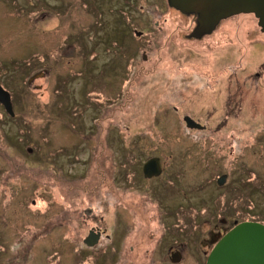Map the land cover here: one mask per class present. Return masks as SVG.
Instances as JSON below:
<instances>
[{"label": "rangeland", "instance_id": "374dc122", "mask_svg": "<svg viewBox=\"0 0 264 264\" xmlns=\"http://www.w3.org/2000/svg\"><path fill=\"white\" fill-rule=\"evenodd\" d=\"M193 27L166 0H0V264H206L264 225V36L252 14ZM33 54L49 71L26 86Z\"/></svg>", "mask_w": 264, "mask_h": 264}, {"label": "water", "instance_id": "95a60500", "mask_svg": "<svg viewBox=\"0 0 264 264\" xmlns=\"http://www.w3.org/2000/svg\"><path fill=\"white\" fill-rule=\"evenodd\" d=\"M170 8L184 15H194L198 27L191 36L203 35L211 31L222 19L239 14H252L258 20V26L264 32V0H166ZM137 35H139L137 33ZM0 102L11 110L9 94L0 87ZM188 128L199 127L189 117L184 118ZM143 173L149 177L158 175V159L148 160ZM226 180L221 176L217 180L219 186ZM98 235L84 240L87 247L98 243ZM181 253H172L170 262L181 261ZM206 264H264V225L258 222H241L227 231L213 246L207 256Z\"/></svg>", "mask_w": 264, "mask_h": 264}, {"label": "flooded vegetation", "instance_id": "af4514ba", "mask_svg": "<svg viewBox=\"0 0 264 264\" xmlns=\"http://www.w3.org/2000/svg\"><path fill=\"white\" fill-rule=\"evenodd\" d=\"M12 6L15 7V4L13 3ZM170 9H173V8H170ZM179 14H180V16H192V24H193L194 27L192 29V32L190 34L186 35V38L189 39V40L196 41V42L202 41L204 38H211L213 40L214 36L216 35L217 28L220 26V24L222 22H225V21H227V20H229L231 18H234L235 16H238V15H235V16H231V17H228L226 19L220 20L218 23H216V25L214 26V28L211 29V31L207 32L206 34H203V35L200 34V35H197V36H191L192 33H194V31L198 27L197 18L194 15H184V14H181L180 12H179ZM239 15H241V14H239ZM34 25H36V19H34ZM155 25H157V24H155ZM257 26H258V20H257ZM259 29H260V32L262 33V35L264 36V32H262V30H261L260 27H259ZM137 33H139V32L138 31H134L135 36H138ZM66 46H73V45L72 44H67ZM142 59L146 60V56L145 55H142ZM33 60H35V54L31 55L28 58V62L25 61V64H27V66H28V65H30L31 62H33ZM30 66H31L30 69H29L30 71H28L26 73V76L24 77V83H25L26 86H30L32 83H34L36 81V79L40 78V76H43L44 73L47 74L48 71H49V69H47L48 67H43L42 66L40 68H37V66H34V64H32ZM263 68H264V65H263ZM37 71H39V73H37ZM254 79L256 80V83L258 84L259 81L262 79V73L261 72L256 73L254 75ZM64 82L67 83L66 81H64ZM0 87L9 94L10 102H11V110H8L7 111V109L4 107V105L1 102H0V107L3 109V111L5 112V114H7L10 117H13V116H15V95L16 94L13 93V91H12L11 88L9 89L7 86L3 85L1 82H0ZM236 109L239 110L238 104H236V103L227 104V107H226L227 114H231L232 112H233V114L236 113V112H234ZM240 110H241V108H240ZM185 117H189V116H184L183 117V122H184L186 128H188L187 125H186V122L184 120ZM189 118L195 124L199 125V127H194L193 129H196V130H204V129H206L205 126L203 127V125H201L200 123H198L197 121H195L191 117H189ZM223 126H225V123H224V125H219L218 126L219 127V130ZM216 130H218V129H216ZM150 159H158L160 173L158 175H152V176L147 177L143 173V167H144V164L148 160H150ZM163 170L164 169H163V166H162V163H161V159L159 157H151V158L147 159L144 163L141 164V166H140V173H139V176H140L139 177V180L142 181V182H145V181L149 182V181L158 180L159 178L162 177L161 175H163ZM134 204L135 203H132V205H134ZM90 232H92V235H98V234H100L99 237H98V243H99V241H100V239L102 237V234L104 232H101V230L99 228H92L91 230H89V232H88L87 236L84 238V240L89 236ZM84 240H83V244H84ZM98 243L96 245H98ZM84 245L87 247L86 244H84ZM96 245H94V246H96ZM93 247H88V248H93ZM177 252H178L177 250H174L173 252L171 251L170 252V255L172 253H177Z\"/></svg>", "mask_w": 264, "mask_h": 264}]
</instances>
